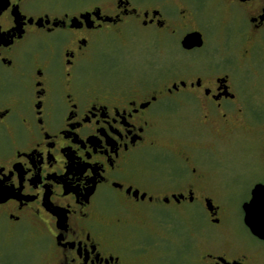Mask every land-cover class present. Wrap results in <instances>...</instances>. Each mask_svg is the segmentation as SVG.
<instances>
[{"label": "flooded vegetation", "instance_id": "af4514ba", "mask_svg": "<svg viewBox=\"0 0 264 264\" xmlns=\"http://www.w3.org/2000/svg\"><path fill=\"white\" fill-rule=\"evenodd\" d=\"M204 11L219 18L211 32ZM136 29L152 31L162 51L147 62L149 80L80 71L103 43L133 40ZM161 102L173 109L155 110ZM181 116L191 139L161 126ZM237 129L262 173L242 205L244 223L254 188L264 187V0H0L4 260L15 243L22 256L26 236L29 264H264V241L251 233L263 246L239 252L190 227L200 208L223 225L227 210L209 188L227 173L220 151ZM165 154L179 175L157 171L153 156ZM163 207L179 213L185 239L152 217Z\"/></svg>", "mask_w": 264, "mask_h": 264}, {"label": "rangeland", "instance_id": "374dc122", "mask_svg": "<svg viewBox=\"0 0 264 264\" xmlns=\"http://www.w3.org/2000/svg\"><path fill=\"white\" fill-rule=\"evenodd\" d=\"M201 18L205 25L212 29L217 25V18L212 12L204 11ZM136 36L133 40H117L111 44L103 43L101 49L98 51L97 58L89 65L79 67L80 71L86 69H95L99 74L104 77H109L112 82L119 84L130 83L131 80L145 81L144 78L149 80L153 73V67L148 66L150 59L156 58L162 54L161 50H156L157 47L153 40L152 31L144 29H136ZM170 45L164 42L163 47ZM171 48V47H170ZM173 55L177 57L180 53L177 48H174ZM174 57V56H173ZM170 55L164 59L166 64L174 62V58ZM115 72V75L113 76ZM146 82V81H145ZM173 107L166 102H161L156 105L155 110L159 112H170ZM181 121L178 119L165 122L161 124L164 130L172 131L179 137L191 139V124L188 122V117L181 116ZM229 143L224 145L220 151V158L227 173L225 176L218 173L215 180L214 187H210L209 194L213 197L217 205H221L227 210L224 217L223 225L220 227L212 226L208 223L204 216L203 210L200 208L196 210V218L190 219L191 228L198 232L200 238L206 237L208 239H215L218 242H231L237 246L239 252L255 251L263 246V243L254 238L243 223L242 205L248 199L249 190L252 183L262 175L259 172V164L255 159V147L248 138L246 130L237 129L233 131L229 137ZM185 140V139H184ZM166 142V141H164ZM210 143V139H208ZM154 159L158 162L156 166L157 171L162 170V165H165L172 174L179 175V165L168 154L154 155ZM207 153L204 151H197L198 159L208 160ZM251 170L252 173L249 172ZM165 183V182H164ZM188 217L194 216V210L187 209ZM150 213L156 220H164L169 224L172 223L173 232L170 236H179L184 238L186 225L180 223L179 213L173 208L163 207L151 209ZM185 219V212L183 214ZM192 221V222H191ZM204 237V238H205ZM185 239V238H184ZM28 237H24L22 243L23 253L22 256L12 253L13 249L20 247V243H15L7 253L5 260L0 257V264H29L30 255L24 251V246L28 245ZM7 262V263H6Z\"/></svg>", "mask_w": 264, "mask_h": 264}, {"label": "snow or ice", "instance_id": "6c2138e0", "mask_svg": "<svg viewBox=\"0 0 264 264\" xmlns=\"http://www.w3.org/2000/svg\"><path fill=\"white\" fill-rule=\"evenodd\" d=\"M255 199L250 205H245V209L249 214L250 226L253 231H257V222L260 230L264 232V188H259L253 193Z\"/></svg>", "mask_w": 264, "mask_h": 264}, {"label": "water", "instance_id": "95a60500", "mask_svg": "<svg viewBox=\"0 0 264 264\" xmlns=\"http://www.w3.org/2000/svg\"><path fill=\"white\" fill-rule=\"evenodd\" d=\"M192 35H194V34H192ZM192 35L188 36V38H186V40L192 39V38H193ZM194 36H195V35H194ZM198 36H199V35H198ZM258 187H259V188H264L263 186L257 185V186L254 188V190H253V192H252V198H251V200L249 201V203H248L247 205H250V204L252 203V201L255 199L253 193H254V191H257ZM210 205H211L210 202L207 203L208 210H209V211H212V208H211ZM244 224H245L246 228L250 231V233H251L254 237L258 238L259 240L264 241V232H262V231L260 230V225H259L258 222H257V231H253V230H252V227L250 226V218H249V214H248V212L246 211V209H245V215H244Z\"/></svg>", "mask_w": 264, "mask_h": 264}]
</instances>
